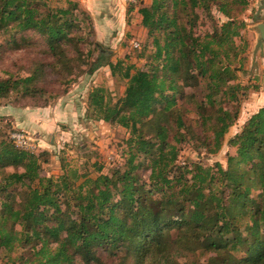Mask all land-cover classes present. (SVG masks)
Returning <instances> with one entry per match:
<instances>
[{
  "label": "trees",
  "instance_id": "trees-1",
  "mask_svg": "<svg viewBox=\"0 0 264 264\" xmlns=\"http://www.w3.org/2000/svg\"><path fill=\"white\" fill-rule=\"evenodd\" d=\"M247 1L136 0L131 7L153 49L141 47V57L151 53L141 68L113 63L99 43L90 47L88 55L95 49L97 55L88 73L108 65L125 80L116 101L101 86L87 98V118L128 132L123 162L110 173L64 166L45 176L39 155L0 134V250L8 264H264V106L229 138L235 154L225 168L177 163L176 144L195 140L215 153L238 117L243 86L233 82L232 65L245 50L234 39L245 28L238 15ZM80 7L71 0L65 7L0 0L9 47L44 45L49 59L34 60L26 76L5 71L0 97L33 98L49 72L69 82L82 68L81 25L90 19ZM212 8L225 20L218 23ZM203 18L211 28L197 33ZM202 81L200 100L186 93ZM193 103L190 122L185 111ZM159 188L160 195L150 196Z\"/></svg>",
  "mask_w": 264,
  "mask_h": 264
},
{
  "label": "rangeland",
  "instance_id": "rangeland-1",
  "mask_svg": "<svg viewBox=\"0 0 264 264\" xmlns=\"http://www.w3.org/2000/svg\"><path fill=\"white\" fill-rule=\"evenodd\" d=\"M47 1L52 7H65L69 0ZM121 3L122 6L117 5V8L109 10L96 5L92 13L80 7L85 13L82 16L87 15L90 19V22L81 25V48L86 62L81 64L79 71L68 76L71 79L69 82L64 77L57 78L49 72L50 75L44 81H39L43 84L39 85L40 89L42 86L43 88L33 98L20 97L17 93L0 97V134L15 148L39 155L42 174L45 176L61 174L64 166L75 168L78 173L87 172L95 176L98 174L96 168L101 167L100 173L106 174L123 162L127 130L101 119L87 118V98L93 87H103L112 101L121 97L125 88V80L119 77V73H113L108 65H102L92 73L87 72L90 62L97 55L96 49L92 55H88L90 47L99 43L107 49L108 60L113 63L120 61L123 66L134 64L140 68L145 58L151 55L148 53L141 57V47L146 43L153 50L151 39L140 23L141 16L137 9L131 7V0H122ZM256 3L257 0H248L246 7L239 13L238 16L246 25L241 36L234 39L245 50L242 61L237 63V60L232 65L236 68V79L233 82L243 86L237 105L238 117L225 133L222 145L215 153L199 149L195 140L176 144L179 148V165L199 162L213 169L217 166L225 168L227 156L235 154V148L228 143L229 138L239 131L253 113L264 106V39L260 38L258 23L254 25L252 22ZM120 7L123 8L120 10ZM211 12L218 23L225 20L216 8H212ZM210 23L206 18L198 21L197 33L210 30ZM27 34L31 36L30 31ZM7 38L0 30V44L4 45L0 54L1 76L5 75V71L12 72L15 76H26L32 69L34 60H49L43 53L46 49L44 45L30 44L23 48H12L7 44ZM32 38H36V35H32ZM200 84L198 89L187 88L186 93H196L200 100L205 83L202 81ZM188 108L185 117L191 122V117H196L195 103ZM13 134H18L24 141L19 142ZM142 170L139 168L140 172ZM154 192L150 196H158L162 190L159 188ZM117 253L123 254L121 251ZM4 254L0 250V264H8V257Z\"/></svg>",
  "mask_w": 264,
  "mask_h": 264
},
{
  "label": "crops",
  "instance_id": "crops-1",
  "mask_svg": "<svg viewBox=\"0 0 264 264\" xmlns=\"http://www.w3.org/2000/svg\"><path fill=\"white\" fill-rule=\"evenodd\" d=\"M79 2L80 6L85 10L90 11L94 10L96 5L103 6L106 9L117 8V5L122 6V0H76ZM147 1V0H144ZM121 3V4H120ZM119 7V6H118ZM123 7H120V10ZM255 12L252 17V22L255 25L256 23H264V0H257ZM252 24V25H253Z\"/></svg>",
  "mask_w": 264,
  "mask_h": 264
},
{
  "label": "water",
  "instance_id": "water-1",
  "mask_svg": "<svg viewBox=\"0 0 264 264\" xmlns=\"http://www.w3.org/2000/svg\"><path fill=\"white\" fill-rule=\"evenodd\" d=\"M257 29L259 31L260 38L264 39V23L263 22L258 23L257 24Z\"/></svg>",
  "mask_w": 264,
  "mask_h": 264
},
{
  "label": "built area",
  "instance_id": "built-area-1",
  "mask_svg": "<svg viewBox=\"0 0 264 264\" xmlns=\"http://www.w3.org/2000/svg\"><path fill=\"white\" fill-rule=\"evenodd\" d=\"M131 3H136V0H131ZM136 43V46H139L138 45V42H135ZM13 137H15L19 142H21V140H23V138L21 136H19L18 134H13L12 135ZM24 141V140H23Z\"/></svg>",
  "mask_w": 264,
  "mask_h": 264
}]
</instances>
